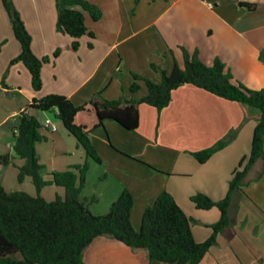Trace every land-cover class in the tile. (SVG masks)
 <instances>
[{"label":"crops","instance_id":"0c3cea01","mask_svg":"<svg viewBox=\"0 0 264 264\" xmlns=\"http://www.w3.org/2000/svg\"><path fill=\"white\" fill-rule=\"evenodd\" d=\"M87 1L99 7L101 16L93 20L84 11L85 25L93 37L81 36L75 50L72 38L56 28V0H12L31 36L32 52L39 58H48L41 67V88L36 91L23 63H10L19 54L20 44L0 0V94L6 95L5 104L0 103V143L3 136L9 135V130L1 127L10 120L15 122L21 112L40 122L42 140V128L50 133L57 130L47 125L51 123L49 119L39 116L44 111L29 107L33 98L62 94L80 105L95 97H143L147 92L144 79L159 83L161 71L170 73L175 61L183 67L181 47L190 53L196 50L206 65L219 58L233 80L247 88L264 87V62L259 58L264 49V0ZM239 2L253 3L255 8L250 10ZM133 74L144 79L136 80L139 87L131 91ZM138 111L139 123L134 130L124 129L111 119L97 126V116L90 105L77 112L74 121L87 128L101 160L98 164L104 165L115 179L118 192L126 188L131 193L130 222L135 230L139 229L145 207L166 190L193 219L194 239L204 241L220 211L217 207L199 209L190 197L196 193L213 200L225 197L233 171L250 153L259 111L191 84L173 89L168 105L161 110L140 103ZM60 125L64 128L61 120ZM230 132L232 136L225 146L206 161L199 162L194 157V152L212 146ZM60 137L61 134L54 137V142ZM13 142L7 143L10 146L6 150L0 146V155L14 156L9 164H0V183L8 192L19 190L36 195L30 177L17 180L18 167L24 159L14 155ZM80 158L87 161V156ZM52 172L49 170L43 179L51 180ZM30 185L34 190L25 189ZM229 214L232 225L218 234L199 264H264V142L263 158L252 165L243 185L232 194ZM83 264L163 263L149 260L144 250L133 251L121 241L97 236L84 250Z\"/></svg>","mask_w":264,"mask_h":264},{"label":"trees","instance_id":"16d2710c","mask_svg":"<svg viewBox=\"0 0 264 264\" xmlns=\"http://www.w3.org/2000/svg\"><path fill=\"white\" fill-rule=\"evenodd\" d=\"M138 1V0H137ZM11 21L14 37L20 44L19 54L11 64L22 62L30 74L31 86L40 90L42 85L41 67L48 60L39 58L31 50V36L24 22L13 6L12 0H1ZM250 10L255 4L239 2ZM80 6L81 9L75 8ZM58 31L72 38L71 47L77 49L79 38L83 35L93 37L84 22V11L93 20L101 16V10L87 0H56ZM90 45V44H89ZM183 67L174 62L170 73L161 71L159 83L133 74L135 81L130 90H137L136 80L144 79L146 94L139 99L92 98L89 102L76 105L62 94H47L33 98L29 107L41 111H57L56 117L64 128L85 150L87 158L100 163L95 147L92 145L85 126L74 121L77 112L90 105L97 116V126L105 119H111L127 130H134L139 123L138 106L145 103L161 110L171 99V91L182 84H191L220 98L235 101L253 107L259 111V117L253 130L249 155L240 159L228 183L224 198L213 200L203 193L193 194L190 198L195 207L209 209L217 207L219 219L210 224V236L197 242L191 231L192 218L188 217L176 203L173 195L162 190L153 202L143 210L140 226L135 230L130 222L133 197L123 188L117 198L111 202L106 213L93 214L87 205L79 199L85 181L88 162L72 166L63 171L51 173V180H44V166L39 162L36 143L42 140L39 132L40 122L35 116L21 112L13 126L14 155L24 159L18 167L17 180L22 182L30 177L37 191L36 195L14 190L6 191L0 183V264H83V252L97 236H106L123 242L131 250H144L149 260L163 264H199L211 246L217 241L219 233L232 225L229 214L232 194L239 190L249 169L263 158L264 142V87L250 89L233 80L225 64L215 58L206 65L198 57L197 51L190 53L181 47ZM58 49L53 53L58 54ZM259 58L264 62V49ZM232 132L210 147L194 152L199 162L206 161L215 151L225 146ZM14 156L9 153L0 155V164L7 165ZM56 184L64 188L65 197H56L48 201L40 195L45 185ZM95 200V197H92Z\"/></svg>","mask_w":264,"mask_h":264},{"label":"rangeland","instance_id":"374dc122","mask_svg":"<svg viewBox=\"0 0 264 264\" xmlns=\"http://www.w3.org/2000/svg\"><path fill=\"white\" fill-rule=\"evenodd\" d=\"M3 82L4 78L1 79V83ZM5 96L4 94H0V103L2 105L5 104ZM39 116L45 120L49 119L51 124L57 128L52 133L46 131L44 128L41 129V132L45 134V139L37 143L36 152L40 163L44 166L42 175H45L49 170H53V172L63 171L68 167L83 163L80 157L86 156L84 150L81 146H77L74 137L66 133L62 125H60V120L56 117L54 111H44V114ZM1 117L2 114H0V119ZM15 122L10 120L1 127L4 130H9V135L2 137V142L0 143V146L3 147L2 149L6 150L10 146L7 143L11 144L14 141L13 124ZM58 134H61L62 137L54 142L53 139ZM86 160L88 162V168L79 199L87 205L93 214L101 215L108 211L111 202L117 198L119 186L115 183V179L106 172L104 165H100L90 158H86ZM31 188L34 190L33 185L25 189L29 190ZM40 195L48 201L54 200L56 197L61 199L65 197L64 188L56 184L44 186ZM92 197H95V200Z\"/></svg>","mask_w":264,"mask_h":264},{"label":"built area","instance_id":"2783aa9c","mask_svg":"<svg viewBox=\"0 0 264 264\" xmlns=\"http://www.w3.org/2000/svg\"><path fill=\"white\" fill-rule=\"evenodd\" d=\"M47 125H50L53 130L55 129V126H53L51 123H47Z\"/></svg>","mask_w":264,"mask_h":264}]
</instances>
